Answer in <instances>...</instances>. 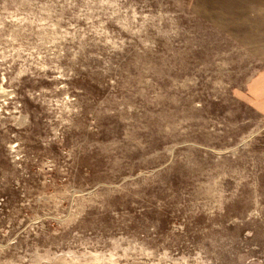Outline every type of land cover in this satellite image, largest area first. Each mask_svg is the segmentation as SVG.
Wrapping results in <instances>:
<instances>
[{"label": "rangeland", "instance_id": "rangeland-1", "mask_svg": "<svg viewBox=\"0 0 264 264\" xmlns=\"http://www.w3.org/2000/svg\"><path fill=\"white\" fill-rule=\"evenodd\" d=\"M204 4L0 0V264H264L258 65Z\"/></svg>", "mask_w": 264, "mask_h": 264}, {"label": "crops", "instance_id": "crops-1", "mask_svg": "<svg viewBox=\"0 0 264 264\" xmlns=\"http://www.w3.org/2000/svg\"><path fill=\"white\" fill-rule=\"evenodd\" d=\"M203 1L207 17L230 33L256 61L258 67L247 82L245 97L264 113V0Z\"/></svg>", "mask_w": 264, "mask_h": 264}]
</instances>
